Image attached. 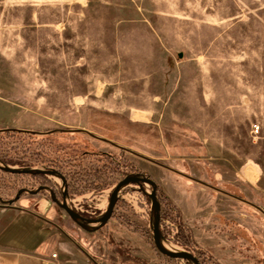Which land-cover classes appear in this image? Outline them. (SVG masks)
<instances>
[{
	"label": "rangeland",
	"instance_id": "rangeland-1",
	"mask_svg": "<svg viewBox=\"0 0 264 264\" xmlns=\"http://www.w3.org/2000/svg\"><path fill=\"white\" fill-rule=\"evenodd\" d=\"M5 128L37 136L81 128L114 143L84 130H57L51 142L0 131V166L30 146L58 158L66 178L49 175L55 193L31 194L33 177L0 170V199L23 190L19 199L79 239L88 263L193 264L156 249L149 183L120 188L101 225H80L52 198L61 201L69 184V209L98 218L117 182L134 175L158 189L160 241L200 264H264V0H0ZM97 152L121 155L122 168L106 170ZM98 183L107 185L89 187ZM209 185L245 200L233 207L243 226L220 215L215 236L192 232L178 203L193 206L195 197L205 209ZM164 197L183 231L163 215L174 214Z\"/></svg>",
	"mask_w": 264,
	"mask_h": 264
},
{
	"label": "crops",
	"instance_id": "crops-1",
	"mask_svg": "<svg viewBox=\"0 0 264 264\" xmlns=\"http://www.w3.org/2000/svg\"><path fill=\"white\" fill-rule=\"evenodd\" d=\"M187 177L197 182L193 177ZM242 179L251 183L244 174ZM203 191V196L208 197L209 201V205L205 203L208 205L205 209L203 202H197L195 197H190L195 203L193 206H187L186 199L178 203L182 216L191 225L194 234L198 229L215 236L213 229L220 215L234 220L237 226L244 225L242 216L237 217L233 207L245 200L215 186L209 185V189ZM25 201L30 200L24 198L12 203L0 201V264H90L78 238L59 225L48 210ZM199 218L203 221L195 225V220ZM53 251L57 252L56 259L50 256Z\"/></svg>",
	"mask_w": 264,
	"mask_h": 264
},
{
	"label": "water",
	"instance_id": "water-1",
	"mask_svg": "<svg viewBox=\"0 0 264 264\" xmlns=\"http://www.w3.org/2000/svg\"><path fill=\"white\" fill-rule=\"evenodd\" d=\"M8 130H17V129H9V128H5L2 129L0 131H8ZM58 131H81L84 129H75V130H68V129H57ZM57 130H51L52 131H57ZM86 133H88L90 136L92 137H96L99 138L103 141L109 142L111 144H114L112 141L103 138V137H97L94 134H92L91 132L84 130ZM4 171L6 172H10V173H21V174H29V173H43L46 175H54L56 174V171H52V170H42L39 168H25V169H17V168H12L8 165L6 166H0ZM58 176L61 178L62 181H64L63 177L61 175L58 174ZM128 183H136L138 185H142V183H149L152 185V190L151 193H149V197L152 201V204L154 206V221H153V241H154V245L156 247V249L162 253L163 255H166L168 257H172V258H179V259H184V260H188L190 262H192L193 264H200V262L198 261V259L189 254V253H185V252H181V251H169L166 250L162 245H161V241H160V237H159V203L157 201L156 198V185L155 183L148 179V178H144V177H139V176H134V175H128L125 176L124 178H122L121 180H119L117 182V184L114 186L110 197H109V206H108V211L103 214L101 217L98 218H89V217H85L82 214L75 212L73 210H70L69 207L66 204L65 201V196L63 195V198L61 201L57 200L55 197L53 198L54 202L74 221H76L77 223H79L80 225H82L83 223L86 224H91V223H96V224H104L105 222H107V220L111 217V213L113 211V206L114 203L116 201V197L118 194V191L120 188H122L124 185L128 184ZM37 190H29L28 192L30 193H35ZM21 191H19L20 193ZM17 199V198H16ZM14 199V200H16ZM0 201H2L3 203H12L13 200H7L4 201L2 199H0Z\"/></svg>",
	"mask_w": 264,
	"mask_h": 264
},
{
	"label": "trees",
	"instance_id": "trees-1",
	"mask_svg": "<svg viewBox=\"0 0 264 264\" xmlns=\"http://www.w3.org/2000/svg\"><path fill=\"white\" fill-rule=\"evenodd\" d=\"M8 131H13V132H16V133H19L21 135H24V136H29V137H34V135H36V133L34 132H28V131H19V130H8ZM51 135L50 134H47V135H40V136H37L36 137H40L39 139L42 140V141H47V142H51ZM33 141L36 142V140L33 139ZM51 144V143H49ZM54 144V145H53ZM52 146H54V150L56 152H59L61 149L59 148L60 147V144L55 142V143H52L51 144ZM50 145V146H51ZM28 151H31L29 152V156L25 157L23 156L22 158H20L18 156V153L16 155H12V156H5L4 158H2V161L5 165L7 164H11V165H15V164H18L21 166V168H26V167H29V166H32L35 164H41V166L44 168V169H53L54 167L58 166V158H55V159H51L48 157V155L46 154L47 151H42V150H31L30 146H28ZM25 151V150H24ZM85 154V153H80L79 154V159L81 160L82 159V155ZM97 158H99V161H101L103 163V167L106 169V170H110V171H116L117 169H121V155L118 157V159L112 155V154H106V155H103L102 153L100 152H97V153H94ZM85 157H87V154L84 155ZM83 160V159H82ZM98 160V159H97ZM130 166H127L125 164V161H124V165H123V171H126L127 168H129ZM59 168V170H61L60 168L61 167H57ZM0 170L4 171L1 167H0ZM62 171V170H61ZM64 173V172H63ZM19 175V174H18ZM31 177L34 178L35 182H37L38 184L40 185H43V186H47V187H52V184L49 182V180L47 179V176H45L44 174L42 173H32V174H27ZM105 185V183H98V184H89V187L93 188L94 190H98V189H102ZM70 187L67 188V192L69 194H73L72 190H69ZM156 191H158L157 187H156ZM166 203L168 204V209L169 211H173L174 214L172 213H168L166 212L165 210L163 211V215L164 216H171L174 218L175 221H177L179 223V226H180V231H183V227L182 225L180 224V218L178 216V213L176 211V208L171 205L167 199L164 197L163 198Z\"/></svg>",
	"mask_w": 264,
	"mask_h": 264
},
{
	"label": "flooded vegetation",
	"instance_id": "flooded-vegetation-1",
	"mask_svg": "<svg viewBox=\"0 0 264 264\" xmlns=\"http://www.w3.org/2000/svg\"><path fill=\"white\" fill-rule=\"evenodd\" d=\"M19 131H26V130H19ZM28 132H31V131H29V130H27ZM53 132H56V131H52L51 132V130L49 131V132H47V133H53ZM26 168H36V167H26ZM17 169H25V168H17ZM39 169H42V170H52V171H56V174H54V175H57L58 176V174L59 175H61L62 177H63V179L64 180H66V178H65V174L61 171V170H59V169H56V168H53V169H44V168H39ZM16 174H21V173H16ZM29 174H32V173H29ZM43 174V173H42ZM45 176H49V175H46V174H44ZM59 177V176H58ZM60 178V177H59ZM69 187V184H66V187H65V190H64V192L62 193V196H61V200H62V198H63V195H64V193L67 191V188ZM44 188H47V186H43V185H38V187L36 188V189H29V190H37L35 193H39L40 192V190H43ZM49 189H50V192L51 193H55L54 192V189L52 188V187H48ZM28 190V191H29ZM19 191H21L20 193H19ZM18 191V193H17V195H16V197L14 198V199H16V200H19V198H20V194L23 192V190H19ZM30 193V192H29ZM31 194H34V193H31ZM55 196H53L52 198H54ZM56 198V197H55ZM13 199V202L14 201H16V200H14ZM57 199V198H56ZM3 200V199H2ZM4 201H6V200H4ZM54 201V200H53ZM83 215V214H82ZM84 216V215H83ZM85 217H87V216H85ZM89 218H91V217H89Z\"/></svg>",
	"mask_w": 264,
	"mask_h": 264
},
{
	"label": "bare ground",
	"instance_id": "bare-ground-1",
	"mask_svg": "<svg viewBox=\"0 0 264 264\" xmlns=\"http://www.w3.org/2000/svg\"><path fill=\"white\" fill-rule=\"evenodd\" d=\"M161 245L169 251H178L177 249H175L173 246H171L170 244L166 243L165 241H161Z\"/></svg>",
	"mask_w": 264,
	"mask_h": 264
},
{
	"label": "built area",
	"instance_id": "built-area-1",
	"mask_svg": "<svg viewBox=\"0 0 264 264\" xmlns=\"http://www.w3.org/2000/svg\"><path fill=\"white\" fill-rule=\"evenodd\" d=\"M52 258L56 259L57 257V252L56 251H53L50 255Z\"/></svg>",
	"mask_w": 264,
	"mask_h": 264
}]
</instances>
